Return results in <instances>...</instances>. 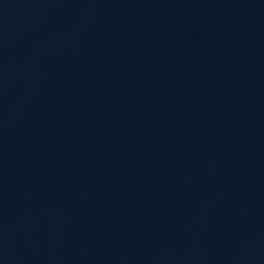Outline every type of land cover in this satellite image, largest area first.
I'll list each match as a JSON object with an SVG mask.
<instances>
[{
  "label": "water",
  "instance_id": "1",
  "mask_svg": "<svg viewBox=\"0 0 264 264\" xmlns=\"http://www.w3.org/2000/svg\"><path fill=\"white\" fill-rule=\"evenodd\" d=\"M0 264H264V0H0Z\"/></svg>",
  "mask_w": 264,
  "mask_h": 264
}]
</instances>
